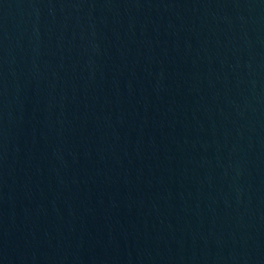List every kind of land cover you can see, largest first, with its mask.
Here are the masks:
<instances>
[{"label": "water", "instance_id": "water-1", "mask_svg": "<svg viewBox=\"0 0 264 264\" xmlns=\"http://www.w3.org/2000/svg\"><path fill=\"white\" fill-rule=\"evenodd\" d=\"M0 264H264V0H0Z\"/></svg>", "mask_w": 264, "mask_h": 264}]
</instances>
